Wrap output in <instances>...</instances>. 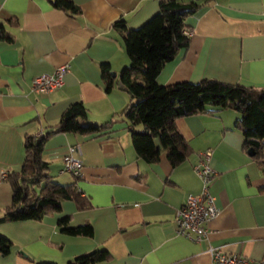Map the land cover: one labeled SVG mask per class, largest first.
<instances>
[{
	"label": "crops",
	"instance_id": "obj_1",
	"mask_svg": "<svg viewBox=\"0 0 264 264\" xmlns=\"http://www.w3.org/2000/svg\"><path fill=\"white\" fill-rule=\"evenodd\" d=\"M53 0H0V217L13 195L7 174L25 157L24 135H40L55 126L68 105L83 103L86 120L119 122L103 133L58 134L44 147L54 182L76 183L92 202L85 211L64 200L60 213L40 221H0V232L13 241L0 264H68L75 256L106 249L110 261L99 264H212L207 250L220 249L254 261L264 258V174L243 150L235 128L240 116L223 109L210 115L181 117L177 130L192 152L171 167L162 149L157 164L144 161L132 144L129 124L116 116L135 102L118 79L130 63L114 22L138 29L164 0H70L81 12L56 7ZM189 48L166 63L156 81L163 86L204 79L264 89V0H214L186 21ZM188 31V32H189ZM109 62L116 74L109 91L99 69ZM71 66L63 86L40 93L32 87L42 73ZM141 129L142 126H137ZM70 146L80 149L81 177L62 170ZM211 151L214 171L210 192L219 210L199 242L177 233L175 214L187 197L200 193L193 166L198 151ZM71 225H93L94 237L68 236L60 218Z\"/></svg>",
	"mask_w": 264,
	"mask_h": 264
},
{
	"label": "trees",
	"instance_id": "obj_2",
	"mask_svg": "<svg viewBox=\"0 0 264 264\" xmlns=\"http://www.w3.org/2000/svg\"><path fill=\"white\" fill-rule=\"evenodd\" d=\"M213 1L164 0L159 3V11L138 29L128 28L122 19L114 22V30L120 33L130 58L129 65L121 69L118 82L136 99L116 117L129 124L131 142L144 161L158 163L162 149L154 141L160 138L170 166L176 167L183 164L193 151L177 130L178 120L184 116L213 115L223 109L232 110L240 116L235 128L242 134L243 150H252V158L264 174V89L229 85L213 79L198 83L182 81L167 86L156 81L164 65L175 60L179 51L189 48L186 21ZM52 2L56 7L72 10L75 15L81 12L70 0ZM0 38L10 39L3 32ZM110 66L109 62H104L99 67L109 91L115 82ZM87 115L88 109L83 103H74L68 105L56 125L50 126L43 134L24 135L25 157L19 170L8 171L12 203L4 210L1 222L40 221L60 213L64 200L75 202L80 211L91 208L92 202L82 196L76 183L70 186L55 183L48 172L49 163L42 159L45 144L58 134L94 135L119 122L112 118L104 124L90 123L86 120ZM138 125L142 128L138 129ZM58 227L68 236L94 237L92 224L71 225L67 216L60 218ZM12 245L13 241L0 232V253L9 255ZM110 255L106 249L93 250L75 256L68 264H99L110 261ZM37 264L57 263L41 261Z\"/></svg>",
	"mask_w": 264,
	"mask_h": 264
},
{
	"label": "built area",
	"instance_id": "obj_3",
	"mask_svg": "<svg viewBox=\"0 0 264 264\" xmlns=\"http://www.w3.org/2000/svg\"><path fill=\"white\" fill-rule=\"evenodd\" d=\"M190 36L191 31H186ZM70 64L61 65L56 68L53 74L42 73L36 75L32 82V87L42 93L54 92L63 86L65 76L69 71ZM80 149L70 146L68 156H64L62 170L66 173H72L81 177L84 162L80 159ZM198 162L193 166L195 172L201 180L200 193L197 195L190 194L181 208L177 210L175 219L177 222L176 231L182 237L193 239L195 242L203 240L208 235L207 225L216 218L219 210L215 204V199L210 192L214 178V171L209 166V160L212 156L211 151H198ZM211 257L212 264H264V258L261 261H254L239 254H226L220 249L209 247L207 250Z\"/></svg>",
	"mask_w": 264,
	"mask_h": 264
},
{
	"label": "water",
	"instance_id": "obj_4",
	"mask_svg": "<svg viewBox=\"0 0 264 264\" xmlns=\"http://www.w3.org/2000/svg\"><path fill=\"white\" fill-rule=\"evenodd\" d=\"M113 77H116V74H113ZM247 153H249L250 156H253V155H254V153L252 152L251 149H249V150L247 151Z\"/></svg>",
	"mask_w": 264,
	"mask_h": 264
}]
</instances>
